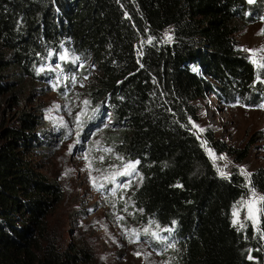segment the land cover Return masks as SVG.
I'll return each mask as SVG.
<instances>
[{
	"label": "trees",
	"instance_id": "1",
	"mask_svg": "<svg viewBox=\"0 0 264 264\" xmlns=\"http://www.w3.org/2000/svg\"><path fill=\"white\" fill-rule=\"evenodd\" d=\"M250 15L264 18V0H0V103L19 105L36 78L60 90L95 69L89 124L107 108L102 124L140 175L130 202L162 228L149 246L168 264H264V200L257 227L232 216L247 189L264 197V169L221 176L206 148L229 150L194 128L207 92L226 104L264 99V68L234 38ZM66 49L76 63L61 59ZM17 113L0 129V264H98L85 245L50 232L63 190L29 158L49 133L34 111Z\"/></svg>",
	"mask_w": 264,
	"mask_h": 264
},
{
	"label": "rangeland",
	"instance_id": "2",
	"mask_svg": "<svg viewBox=\"0 0 264 264\" xmlns=\"http://www.w3.org/2000/svg\"><path fill=\"white\" fill-rule=\"evenodd\" d=\"M250 16L234 38L251 60L250 52L246 50L264 49V18ZM171 32L170 28L166 29L164 39L171 40ZM62 56L76 63V55L70 50H64ZM256 58L264 62V51H258ZM254 66L258 72L263 69ZM45 68L53 74L62 73L55 64L48 63ZM40 73L39 70L37 74ZM95 75V69L88 67L82 79L76 80L71 87L63 85L65 89L60 90L49 78H36L33 88H27L19 105L12 106L8 101L0 103V129L3 123L16 124L17 112L25 109L41 117L42 125L48 130L49 142L30 153L29 158L37 170L59 183L63 190V198L49 218L51 233H60L65 243L85 245L98 264H168L146 240L162 228L141 221L130 202L131 187L138 184L140 175L136 168L126 169V165L134 163L123 155L117 133H108L102 124L109 119L107 108L94 118L97 125L89 124L94 105L87 87ZM259 77L260 80L264 78ZM25 82L27 87L28 82ZM261 105H264V99L258 104H226L211 92L206 93L205 99L198 100L196 133L201 136L204 128L210 129L229 150L215 154L206 148L208 155L209 151L214 154L215 158L209 157L217 173L223 171L224 176H229L236 171L248 179L249 175L241 169L250 174L264 169V107ZM201 128L202 132L199 131ZM244 153L245 156L238 160ZM253 192L255 197H262L255 189L246 190L234 208L238 212L237 224L248 220L257 227V223L248 219L247 206L243 203L255 199ZM261 203L262 200L256 203L258 221Z\"/></svg>",
	"mask_w": 264,
	"mask_h": 264
},
{
	"label": "snow or ice",
	"instance_id": "3",
	"mask_svg": "<svg viewBox=\"0 0 264 264\" xmlns=\"http://www.w3.org/2000/svg\"><path fill=\"white\" fill-rule=\"evenodd\" d=\"M253 2V0H249V3ZM168 39H171V37L169 36ZM151 42V41H149ZM250 52V58L252 60L253 64H256L259 68H264V62H260L257 60L256 56H257V52L258 51H264V49H260V50H246ZM61 59H64V57H61ZM257 80L260 82H264V80H260L259 75L257 76ZM85 103H87V101H85ZM261 107H264V105H261ZM195 126V125H194ZM199 131H203V129H199ZM209 155L214 157V154L209 151ZM215 158V157H214ZM219 159H224V157H219ZM138 163V162H137ZM135 164H128L126 165V169H135ZM242 173H244L245 175H249L250 173H246L244 169H241ZM221 176H224L225 173L223 171H220ZM253 196L255 197V193L253 192ZM258 200H264V197H255V199L252 200H247L244 201L243 203L247 206V210H248V219H251L253 221L254 224L258 223V219H257V212L259 211L256 208V203ZM233 224H237L238 223V212L234 211L233 212ZM120 219H122V217H120ZM241 227H243V225H241ZM145 231H147V229H145ZM170 231V230H169ZM155 235V234H153ZM135 242V241H133ZM171 247H174L175 245H170ZM136 255H139V253H136ZM249 259H252L251 256H249Z\"/></svg>",
	"mask_w": 264,
	"mask_h": 264
},
{
	"label": "water",
	"instance_id": "4",
	"mask_svg": "<svg viewBox=\"0 0 264 264\" xmlns=\"http://www.w3.org/2000/svg\"><path fill=\"white\" fill-rule=\"evenodd\" d=\"M248 4H255V2H256V0H253V2H251V3H249V0H245ZM261 80H264V78L263 79H261ZM263 84H264V82H262ZM199 138L201 139L202 137L201 136H199Z\"/></svg>",
	"mask_w": 264,
	"mask_h": 264
},
{
	"label": "built area",
	"instance_id": "5",
	"mask_svg": "<svg viewBox=\"0 0 264 264\" xmlns=\"http://www.w3.org/2000/svg\"><path fill=\"white\" fill-rule=\"evenodd\" d=\"M227 177V176H226Z\"/></svg>",
	"mask_w": 264,
	"mask_h": 264
}]
</instances>
